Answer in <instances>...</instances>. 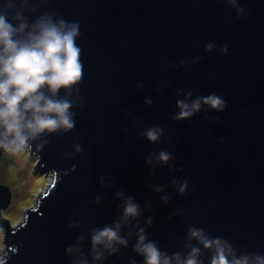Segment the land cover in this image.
<instances>
[{
  "label": "water",
  "instance_id": "water-1",
  "mask_svg": "<svg viewBox=\"0 0 264 264\" xmlns=\"http://www.w3.org/2000/svg\"><path fill=\"white\" fill-rule=\"evenodd\" d=\"M239 6L237 18L224 0H49L43 11L80 26L79 107L71 132L42 138V149L33 143L34 171L51 181L17 225L0 218L7 264H71L64 249L77 237L87 255L89 232L120 217L117 192L134 198L139 226L168 253H185L195 226L264 254V0ZM187 93L227 105L180 118ZM156 128L163 132L150 143L145 132ZM161 149L172 153L167 165L145 163ZM183 181L178 195L174 182ZM0 189L3 208L10 195ZM134 242L103 264H142Z\"/></svg>",
  "mask_w": 264,
  "mask_h": 264
},
{
  "label": "clouds",
  "instance_id": "clouds-1",
  "mask_svg": "<svg viewBox=\"0 0 264 264\" xmlns=\"http://www.w3.org/2000/svg\"><path fill=\"white\" fill-rule=\"evenodd\" d=\"M48 2L0 0V152L3 153H32L33 143L37 140H42L37 145V149H42L47 143L42 138L71 132L76 124L74 109L79 107L78 84L83 77L82 50L77 43L80 26L55 12L43 11ZM224 3L235 10L237 18L245 11L239 6V0H224ZM213 47L209 42L205 50L211 51ZM221 51L226 53L227 48ZM187 97L190 99L191 93H187ZM144 102L146 105L152 103L149 99ZM177 103V115L185 119L203 108L222 112L227 105L215 94ZM162 132L160 128L148 129L144 138L155 143ZM75 152H81L79 145ZM172 158V153L161 149L155 156L149 154L145 163L151 164L155 160L167 165ZM174 183L177 194L183 195L187 181ZM155 191L161 189L157 187ZM115 195L117 199H123L119 219L89 232L87 255L79 247L83 237H77L74 244L67 246L64 251L71 258V264H103L119 248H128L133 235L135 242L131 250L141 258L142 264H205L202 252L208 253L207 264H264V254L238 252L230 241L210 236L195 226L189 227L185 234L187 240L195 243L185 245L187 251L183 254L180 251L168 253L149 239L145 229L139 226L141 210L134 198L125 197L121 192ZM161 199L166 202L168 197ZM146 223L151 224V217ZM129 225L134 231L121 235V228ZM78 226V223L69 224L71 229ZM7 259L6 253H0V264H7Z\"/></svg>",
  "mask_w": 264,
  "mask_h": 264
},
{
  "label": "rangeland",
  "instance_id": "rangeland-1",
  "mask_svg": "<svg viewBox=\"0 0 264 264\" xmlns=\"http://www.w3.org/2000/svg\"><path fill=\"white\" fill-rule=\"evenodd\" d=\"M36 157L29 153L11 155L0 153V186L10 195L8 204L0 208V218L5 217L10 227L17 225L23 212L35 206L40 191H44L51 181V173L34 171ZM6 197L0 189V203ZM3 229L0 227V253H3Z\"/></svg>",
  "mask_w": 264,
  "mask_h": 264
},
{
  "label": "bare ground",
  "instance_id": "bare-ground-1",
  "mask_svg": "<svg viewBox=\"0 0 264 264\" xmlns=\"http://www.w3.org/2000/svg\"><path fill=\"white\" fill-rule=\"evenodd\" d=\"M41 192V191H40Z\"/></svg>",
  "mask_w": 264,
  "mask_h": 264
}]
</instances>
